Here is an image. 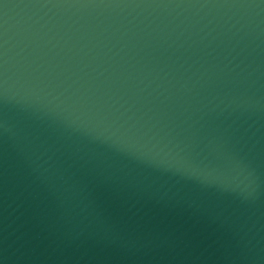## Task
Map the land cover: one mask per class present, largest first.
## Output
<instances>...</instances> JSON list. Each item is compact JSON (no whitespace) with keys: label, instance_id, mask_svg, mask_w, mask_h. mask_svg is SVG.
I'll return each mask as SVG.
<instances>
[{"label":"water","instance_id":"obj_1","mask_svg":"<svg viewBox=\"0 0 264 264\" xmlns=\"http://www.w3.org/2000/svg\"><path fill=\"white\" fill-rule=\"evenodd\" d=\"M0 264H264V0H0Z\"/></svg>","mask_w":264,"mask_h":264}]
</instances>
